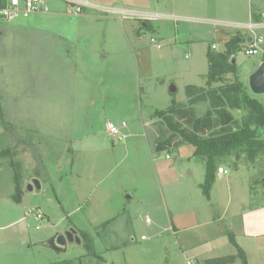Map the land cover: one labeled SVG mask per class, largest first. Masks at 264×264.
I'll return each mask as SVG.
<instances>
[{"label":"rangeland","instance_id":"obj_1","mask_svg":"<svg viewBox=\"0 0 264 264\" xmlns=\"http://www.w3.org/2000/svg\"><path fill=\"white\" fill-rule=\"evenodd\" d=\"M84 1L175 20L75 15L49 0L47 15L0 23V264H206L232 255L234 264H264V156L217 158L206 195V162L192 145L155 152L173 134L156 113L186 103L187 86H207L208 51L224 52L238 33L246 39L234 26L264 13V0ZM248 46L235 48L236 73L212 86L239 80L264 112V95L249 87L264 43L254 56ZM207 109L196 107L199 116ZM107 123H126L125 140ZM33 179L41 190L23 193ZM71 226L81 245L61 254L38 245Z\"/></svg>","mask_w":264,"mask_h":264},{"label":"trees","instance_id":"obj_2","mask_svg":"<svg viewBox=\"0 0 264 264\" xmlns=\"http://www.w3.org/2000/svg\"><path fill=\"white\" fill-rule=\"evenodd\" d=\"M238 33L235 43L227 42L226 50L207 53L208 82L205 87L189 85L186 87V103H173L165 111L157 112L155 117L161 119L173 134L169 138L158 140L155 152L170 151L183 143L194 147V156L206 162V179L203 188L206 195L214 183L218 168L215 160L235 151H246L251 157L264 156V137L258 128L264 127V112L260 103L250 95L249 89L239 80L219 87H213L215 81L236 73L235 48L245 42ZM207 104L208 109L199 116L196 107ZM242 113L239 118L235 113ZM181 141H174L175 136ZM24 193V192H23ZM21 198L15 200L20 202ZM244 259L242 251L239 253ZM238 255L209 259L206 264H234Z\"/></svg>","mask_w":264,"mask_h":264},{"label":"built area","instance_id":"obj_3","mask_svg":"<svg viewBox=\"0 0 264 264\" xmlns=\"http://www.w3.org/2000/svg\"><path fill=\"white\" fill-rule=\"evenodd\" d=\"M70 3L75 8V15L81 14L83 8L92 9L103 13H110L122 21L131 20L135 17L141 18L144 21L154 20H175V17L159 14V13H142L125 8H109L101 7L84 0H61ZM51 13V7L49 0H0V23L10 24L18 19H27L32 15H47ZM234 28L245 31L246 40L248 42V48L245 50L246 55L254 56L259 53V46L264 43V14H260L258 19L251 15V19L248 23L235 25ZM151 42L156 43L155 39ZM160 48V46H158ZM216 46H213L215 49ZM127 124L123 123L122 128H126ZM120 127L112 123L106 124L107 132L113 138L118 141H124L126 136L121 132ZM168 159L170 156L167 157ZM224 175L228 174V171H223ZM149 223L150 220H147ZM141 240H146L145 236L141 237ZM190 264V263H188Z\"/></svg>","mask_w":264,"mask_h":264},{"label":"water","instance_id":"obj_4","mask_svg":"<svg viewBox=\"0 0 264 264\" xmlns=\"http://www.w3.org/2000/svg\"><path fill=\"white\" fill-rule=\"evenodd\" d=\"M231 63H235V58L233 57ZM249 87L254 95H264V62L259 66L257 71L250 77ZM176 89L171 88V92L174 93ZM264 137V131L262 132ZM36 190H41V183L38 179H33L32 182H28L25 186L24 193L30 194L34 193ZM81 245L82 241L79 237V230L72 226L65 233H59L55 236L49 238L48 240L39 243V246L53 250L54 252L61 254L67 252L68 244Z\"/></svg>","mask_w":264,"mask_h":264},{"label":"crops","instance_id":"obj_5","mask_svg":"<svg viewBox=\"0 0 264 264\" xmlns=\"http://www.w3.org/2000/svg\"><path fill=\"white\" fill-rule=\"evenodd\" d=\"M260 14H262V13H256V14H252L253 15V17H255L256 19H258V17L260 16ZM264 14V13H263ZM132 241H134V238H132ZM142 241V240H141ZM207 261V260H206Z\"/></svg>","mask_w":264,"mask_h":264},{"label":"flooded vegetation","instance_id":"obj_6","mask_svg":"<svg viewBox=\"0 0 264 264\" xmlns=\"http://www.w3.org/2000/svg\"><path fill=\"white\" fill-rule=\"evenodd\" d=\"M71 227H72V226H71ZM71 227H69L68 230H69ZM68 230H67V231H68ZM64 233H65V232H64Z\"/></svg>","mask_w":264,"mask_h":264}]
</instances>
